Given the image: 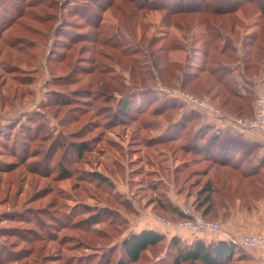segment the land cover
I'll list each match as a JSON object with an SVG mask.
<instances>
[{"label": "rangeland", "instance_id": "374dc122", "mask_svg": "<svg viewBox=\"0 0 264 264\" xmlns=\"http://www.w3.org/2000/svg\"><path fill=\"white\" fill-rule=\"evenodd\" d=\"M50 1L56 5L0 0V16L10 27L5 37L17 45L31 44L23 52L0 40V83H6L0 88V128L19 131L20 126H33L25 129L26 153L27 144L10 142L15 145L13 154L2 143L8 140L0 137V167H20L13 174H0L12 185L0 191V248L6 249L0 261L107 264L110 259V264H117L123 239L150 227L159 230L149 212L172 219L158 205L171 202L174 195L195 201L204 185L202 181L194 187L200 178L192 172L205 165L197 167L194 158L183 153L185 137L160 139L189 113H199L201 125L208 124L210 112L196 111L160 89H182L184 74L215 67L208 58L215 52L218 63L234 70L238 63L245 66L247 34L262 14L250 2L234 14L233 25L227 14H199L208 8L223 10L232 0H139L148 6L153 2L154 9L134 0ZM157 2L183 3L189 9L173 11ZM27 5L29 19L18 20ZM26 25L29 33L23 32ZM213 32L220 37L216 51L209 42ZM133 61L140 67L135 63L131 70ZM3 63L17 72L7 73ZM198 88L193 84L182 90L220 108L210 97H200ZM90 92L92 96L85 98ZM61 102L69 104L57 105ZM122 103L135 107L118 118ZM73 142L91 150L78 155L70 148ZM28 152L33 158L19 160ZM167 240L134 264H173L175 249L167 252Z\"/></svg>", "mask_w": 264, "mask_h": 264}, {"label": "trees", "instance_id": "16d2710c", "mask_svg": "<svg viewBox=\"0 0 264 264\" xmlns=\"http://www.w3.org/2000/svg\"><path fill=\"white\" fill-rule=\"evenodd\" d=\"M86 1L92 2V0H86ZM134 1L139 6H143L144 8L154 9L153 2H150L151 6H148L143 2H139V0H134ZM232 1L234 2L230 3V5L223 8V10H230V11H223L221 7L214 8L212 10L208 8L203 10L202 13L199 14H203V15L227 14L228 16L232 17V23L233 25H235V22L237 21V17L234 14L238 10L243 9V7H247L248 5H250L251 4L250 2H254V5L258 9V12L262 14L261 16L262 18L257 21V26L259 27V30L257 32H251L247 34L248 43L245 46L247 48L246 52L248 56L245 59L246 65L242 66L239 65L238 63V65L236 66L238 70L236 69L234 70V68L232 69L228 67L223 62L218 63L220 60L219 58L215 59L217 56V54H215L217 52H215L212 55L208 56L209 64L213 66L215 65V67L208 66L206 69H200L196 73H193L192 75L189 76L184 74L181 87L183 90H187L190 89L193 86V84L199 85L198 89L202 95L200 97L203 98L210 97L212 101L217 102L219 104L220 108L226 110L230 114H234L241 117L243 116L252 117L254 113H251V104L254 100V96L251 89L248 88L249 85H251L252 83V80L250 79L249 75L252 76L254 74H258L260 69L263 68L264 66V60H263L264 59V3L261 4V0H249L248 3H245L246 0H232ZM51 2L53 3L52 5H56L55 1L41 0V4L46 6L50 5ZM228 2H231V0H229ZM157 3L164 4L160 6L168 7L170 10L173 11L189 9L188 6L184 5L183 3L180 6H175L173 4H166L163 2H157ZM198 4L199 3L192 4L190 5V7L198 6ZM14 7L17 8V6L15 5ZM30 8L31 6L27 5L24 8V10L21 12V14L16 16L18 17V20H22L25 18L29 19ZM15 11H17V9H15ZM195 12L196 11L190 13H195ZM0 17H1L0 22L3 24L0 26L4 27L3 31H0V40H6V42H4L5 45H9L8 42L10 41V47L12 49L16 50L17 46H19L18 49H20L21 47L23 52L30 50L31 44L19 43V45H17L15 44L16 40H12L9 37H5L6 31H8L10 27L6 28L8 25H6L5 23L6 21L4 20V16L2 14ZM93 23L96 24L97 21ZM233 25L230 26L231 29H234L235 26ZM262 28L263 31L260 32ZM22 29L23 32H28V33L30 32L29 26L27 25L25 27H22ZM213 34L214 35L209 39V42L214 44V46L211 47L214 51H216L215 42L220 40V37L218 34L215 35L216 34L215 32H213ZM84 42H86V40H84ZM256 45L259 46L255 51L253 48ZM18 52L20 53V51ZM23 52L21 51V53ZM3 54H4L3 49H0V59L3 57ZM228 57L230 56L226 55V58ZM242 58L243 57L240 58L239 60L240 62H243ZM4 60H7L8 62V57H6ZM12 60H17V59H15L14 57L12 58ZM135 63L138 67H140V65L137 64V62L133 61L132 65L130 66L131 70L136 68ZM1 67L4 68V71H6L7 73L17 72L16 68L7 67L5 63H3ZM137 70L139 71L141 69L138 68ZM165 70L168 72V68H165ZM202 73H206L207 75L201 76ZM90 74L92 73H89V75ZM136 75L137 74L134 72L133 74L134 80H135L134 77H136ZM239 77L242 78L241 84L238 80ZM102 83L104 85L103 91L108 90L106 89L108 87L105 84L106 82L102 80ZM244 83L247 84L248 87H246V93L243 95L239 91L241 85ZM5 84H6L5 82L4 83L1 82L0 88L5 87ZM89 94L90 95H86L85 98L92 96L91 92ZM65 104H69V103L61 102L58 103L57 105L64 106ZM103 106H105V108L107 107L105 102ZM133 107L135 106L134 105L131 106L130 104L127 103H122V107H121L122 115L121 117L118 118H123L124 114H129L130 109H132ZM195 110L197 111V109ZM196 120H198V122L194 123ZM109 124L111 123H106L105 126L107 127ZM36 126L39 127V124H37ZM19 128L22 129L18 131V128L15 129V127L0 128V137L2 136L4 139L8 140V141H2V143L5 147L11 149V151L14 150V146L16 144L18 145L20 143L27 144L25 146V153H26L29 144L24 139V136H26L27 134V132L25 131L33 130V126L23 125L20 126ZM184 137H185V144L182 145L181 147L183 153L192 156L194 158L193 162L197 167L205 165V167L195 169L192 172L193 176L200 178L198 180V183H196L194 187H197L199 184H201L202 181H204V185L202 189L197 193L196 199L194 201V206L195 209L199 211L206 220H211L208 216L212 213V211H215L216 209V205H215L216 195L222 194V190L217 185V181L220 177L225 175L223 173L224 168L226 167L238 168L243 163H248L250 161L252 162V160L255 158L254 152L258 150L260 144L251 143L245 140L239 133L224 131L209 124L201 125L199 113L197 112L189 113V115H186L184 117L182 122H177L176 124H174L173 129L170 131V134L164 138H161L160 140L172 139L171 141H177L179 139L181 140ZM43 138L44 139L42 140H46L45 137ZM28 140L31 141V138L29 137ZM10 142H14L15 145H11ZM69 145L72 151H74L78 155H82L83 152H87L91 150L90 147H80L78 143H74V142L70 143ZM56 149H57L56 151L57 153L59 148L57 147ZM13 154L16 153L14 152ZM33 154L34 153L30 154V152H28L27 155L22 154L19 160L23 159L26 156V159L28 161L30 158H33L32 156ZM38 155L39 153L35 157H37ZM185 164H189V163L186 162L184 163V165ZM249 165L253 166V162ZM19 168L20 167H15L14 165H7L4 168L0 167V174L10 175L13 174ZM103 180L106 181V179L104 178ZM0 185H1L0 191H2V188L6 185H7V191L12 188V185L9 183L7 184L4 183L3 179H0ZM165 201L166 202L162 203L163 205L159 204L157 209H159L161 212L164 213L165 212L171 213L172 216L171 218L175 220H181L185 218L183 213L176 206H174L172 202H170L168 199H166ZM105 212L106 211H100L99 213L100 215H102V213ZM29 230L31 229H24L23 231L27 232ZM167 239L168 238L164 234L152 229H144L138 233H131L128 237H126L122 241L121 247L123 250V254L117 264L138 263L146 252H148L151 248L160 245L164 241L166 242ZM109 241L111 242V240ZM167 241H168L167 252H169L171 249H175V257L173 264H246V261H248V257L244 254L243 248L239 247V245L236 244L235 242L218 241L206 245L204 242L196 241L192 245H188L178 236L172 237ZM27 250L28 248L25 249V251ZM5 251L6 249L3 250L2 248H0V256L5 254ZM57 260L58 259H56L55 261ZM3 263H7V262L0 261V264ZM107 264H110V259L107 261Z\"/></svg>", "mask_w": 264, "mask_h": 264}, {"label": "crops", "instance_id": "0c3cea01", "mask_svg": "<svg viewBox=\"0 0 264 264\" xmlns=\"http://www.w3.org/2000/svg\"><path fill=\"white\" fill-rule=\"evenodd\" d=\"M251 30H254L252 32L259 30L257 22L253 24ZM249 77L252 80L251 85L248 87L247 84H242L239 92L244 95L246 87L251 89L254 96L251 104V113H254L257 98L264 94V66L258 74L249 75ZM238 80L241 84L242 78L239 77ZM219 109L229 115L237 116L222 108ZM206 123L216 125V127L224 131L239 133L245 140L260 144L258 150L254 152L253 166L249 165L252 163L250 161L251 163H243L238 168L226 167L223 171L225 175L217 181L222 194L216 195V209L208 217L221 225V232L207 231L193 234L189 230L170 229L160 223H156V226L160 227L159 230L154 227L147 229L165 234L169 239L178 236L188 245H192L196 241L204 242L206 245L218 241L233 242L232 239L244 235L264 234V138L262 134L257 130L234 128L229 122L212 114L209 115ZM171 199L174 206L181 212L183 208L187 207L188 203H191L189 207H195L193 198L187 199L174 195ZM149 215V217L155 218L154 213L149 212ZM244 254L248 257L246 264L257 263L258 251L244 250Z\"/></svg>", "mask_w": 264, "mask_h": 264}, {"label": "built area", "instance_id": "2783aa9c", "mask_svg": "<svg viewBox=\"0 0 264 264\" xmlns=\"http://www.w3.org/2000/svg\"><path fill=\"white\" fill-rule=\"evenodd\" d=\"M160 90L170 96L181 99L184 103L194 109L208 113L210 112V114L216 116L217 118L229 122L234 126V128L257 130L264 138V94H261L257 98L254 115L252 117H241L229 115L221 109L215 107L214 104L210 103L207 99H200L195 95L184 92L182 89ZM182 213L185 218L181 220L166 219L160 215H156L155 220L170 229H186L191 231L193 234L204 233L207 231L221 232V225L218 222L206 220L194 207L183 208ZM232 241L244 250L258 251L259 255L256 264H264V234L244 235L239 238L232 239Z\"/></svg>", "mask_w": 264, "mask_h": 264}]
</instances>
